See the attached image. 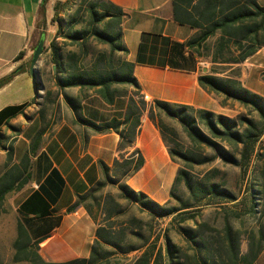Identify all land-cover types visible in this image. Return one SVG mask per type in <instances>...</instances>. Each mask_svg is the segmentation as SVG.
I'll use <instances>...</instances> for the list:
<instances>
[{
    "label": "trees",
    "instance_id": "trees-1",
    "mask_svg": "<svg viewBox=\"0 0 264 264\" xmlns=\"http://www.w3.org/2000/svg\"><path fill=\"white\" fill-rule=\"evenodd\" d=\"M172 4L174 19L195 30L186 45L197 56L209 59L214 66L241 64L264 47V4L260 0H173ZM63 11L67 17L60 19ZM124 15L122 7L111 0H65L56 3L53 17L58 22V28L50 43V61L55 67L54 78L61 90L72 87L93 89L108 103H113L117 97L127 95L119 85L134 88V92L128 95L123 118L113 117L101 123L83 118L79 113L80 99L64 93L78 121L96 132L115 131L120 137L119 156L111 165L100 161L103 178L78 195L68 208L73 211L83 206L96 225L89 256L62 261L46 260L39 251L54 235L47 231L46 225L33 228L31 219H25L17 222L14 259L29 264H256L264 232L260 231V243L250 241L247 252L242 253L240 236L232 232L229 225L231 212L236 218L245 213L225 208L224 236H207V230L213 227L206 222H198L201 210L214 206L216 200L235 201L237 197L224 187V183L215 181L221 174L219 168L210 169L202 177L195 174L194 168L213 162L216 156L244 171L253 161L261 163L256 183L261 188L255 189L258 192L254 193H264V144L261 143L264 96L245 87L239 79V72L220 77L213 69L199 75L200 85L209 92L223 94L226 99L241 103L247 108V113L233 118L187 104L160 99L148 101L134 74V62L126 58L128 49L122 43ZM59 38L62 41H58ZM90 38L108 44L110 53L93 56L88 47ZM70 46L76 49L68 48ZM117 50L124 57L116 59L114 53ZM23 55L24 52H20L16 60ZM26 71H30L27 63L1 78L0 88ZM28 105H7L0 109V142L3 137L1 128L11 126L10 120L23 113ZM145 112L159 129L172 160L180 164L171 186L170 199L165 205L143 191H136L128 183L145 166V156L136 143ZM164 117L182 124L192 143L190 149L182 150L171 145L176 143L178 132L165 123ZM44 132L45 129H41L35 134L29 151L17 161L13 146L8 147L5 170L0 174V214L6 196L21 190L31 181L32 156L37 153ZM205 147L212 148L216 156L202 158L199 152ZM150 162L147 161L143 171L146 173L143 183L158 179V174L149 170ZM152 163L155 167L156 164ZM166 172L169 174L168 168ZM62 182L58 170L53 169L45 182L21 203L19 212L22 215L47 216L50 201L54 202L59 196ZM108 186L116 187L118 193L103 192ZM182 188L187 193L181 192ZM123 200L128 204L124 205ZM131 205H138L150 220L132 215ZM255 206L252 202L248 213L257 216ZM166 218H170V223L177 221L176 230L189 243L192 249L190 255L172 242L169 224L162 223ZM187 220L194 221L195 229L182 225ZM33 232L38 237H33Z\"/></svg>",
    "mask_w": 264,
    "mask_h": 264
},
{
    "label": "crops",
    "instance_id": "crops-1",
    "mask_svg": "<svg viewBox=\"0 0 264 264\" xmlns=\"http://www.w3.org/2000/svg\"><path fill=\"white\" fill-rule=\"evenodd\" d=\"M61 1L65 0H0V79L25 64L37 31H42L39 40L44 39V46L51 42L53 36L49 35L50 29L46 34L43 27L45 23L52 27L55 5ZM111 1L122 7L125 13L122 43L128 49L126 58L135 64L134 74L147 100L160 99L187 104L233 118L248 112L241 103L226 99L223 94L209 92L200 85L199 75L206 73L204 69L207 67L203 65L202 58L186 45L195 30L174 19L173 0ZM20 52H24V55L16 60ZM237 66L242 67L239 76L242 84L264 96L246 82L250 66L264 67L263 49ZM23 73L25 72L16 75L11 82L1 87L0 92L12 86ZM53 81V87L39 86L37 100L29 97L1 104L0 109L7 105L29 104L23 113L10 120L11 126L4 125L1 128V133L3 136V129L6 127L18 131L15 144H10L16 160L29 151L35 134L45 129L39 149L32 156V179L28 183L31 189L24 195L21 194L26 185L17 191V195H21L16 206L18 220L31 219L33 228L46 225L47 231L66 243L67 259L87 257L96 225L83 206L73 211L68 208L78 199V195L88 191L103 178L100 161L111 165L119 156L120 137L115 131L96 132L78 121L75 111L65 100L64 93L78 97L81 101L80 115L97 123L113 117L123 118L129 97L119 96L113 103H108L93 89H89L88 93L79 87L61 90L55 78ZM54 92L55 95L51 96ZM46 96L51 105H45ZM227 102L235 103L239 110L230 113L225 109L227 106L223 105ZM141 126L136 143L145 156V163L148 160L154 162L159 171L166 167L170 174L171 154L147 112L142 116ZM145 167L146 165L142 168L143 171ZM53 169L58 170L63 182L57 199L50 201V213L44 217L22 215L19 212L21 203L45 182ZM56 178L54 176L55 180ZM75 214L79 216H74ZM33 237L38 235L33 232Z\"/></svg>",
    "mask_w": 264,
    "mask_h": 264
},
{
    "label": "rangeland",
    "instance_id": "rangeland-1",
    "mask_svg": "<svg viewBox=\"0 0 264 264\" xmlns=\"http://www.w3.org/2000/svg\"><path fill=\"white\" fill-rule=\"evenodd\" d=\"M260 1L264 4V0ZM69 13H72V11H69ZM65 17H67V13L63 11L60 14L59 18L64 19ZM51 25L52 27H49V25L45 23L43 30H45L46 34H48L47 30L50 29L49 35L51 37L53 36L54 38L58 28V22L52 19ZM41 33L42 31H37L35 33L34 39L31 44V53H29L26 58L25 63H27L28 70H30V61L32 59L34 51L33 48L38 43ZM58 41H62V38H59ZM212 42L213 40H211V43ZM50 43L51 42L45 43L44 51L40 56L34 70L35 75H32L30 71L21 74V76L14 82L12 86L0 92V105L4 104L5 102H9V100H24L29 97L37 100L39 86H44L46 88L54 86L53 79L55 77V67L50 61ZM88 47L92 55L95 57L102 53H110L109 45L106 43H102L95 38L89 39ZM68 48L76 49L74 46H70ZM261 49H263L264 51V47ZM114 57L118 59L120 57H124V55L121 51L117 50L114 53ZM202 62L203 65L207 67V70L209 72L215 69L218 72L216 74L220 77L232 76L235 72H239V76H241V66H214L209 61V59H206L204 57L202 58ZM250 67V74L246 82L257 88L264 94V67ZM118 87L122 91H125L127 95H130L134 92V88L129 85H119ZM83 91L88 93L89 89L86 88ZM54 95L55 92L51 94V96ZM49 102L50 99L46 96L44 98L45 105L52 104ZM223 105L227 106L225 109L227 111L229 110L230 113H235V111L239 110V107H236L235 103L233 102H227ZM164 121L167 125L175 128L178 132V137L175 139L176 143L171 145L176 146L182 150L190 149L192 143L182 124L177 120H173L167 117H164ZM17 133L18 131L12 128L6 127L5 129H3V139L2 143H0V174L5 170L8 155L7 148L10 146V144H15L17 140L15 136ZM261 143L264 144V134L261 137ZM199 153L202 158L216 156L215 151L209 147L203 148V150H201ZM149 167L150 171L158 174L157 181L143 183V179L145 178L146 173H143V170H141L133 178H131L128 183L136 191H143L148 194L150 198L158 201L162 205H165V203L170 199L171 186L177 174V171L180 168V164L172 160L170 174L166 172L165 167L160 171L157 170L152 162L149 163ZM212 168H219L221 170V174H219L215 178V181L224 183V187L232 192L237 197V200H216L217 204H215L214 206H207L201 210L200 216L197 217L198 222H206L211 227H213L214 230H207V236H224L226 221V213L224 209L227 208L229 210L235 211L236 213H245L241 217L236 218L232 216L234 214L233 212H231L232 214L231 217H229V225L232 229V232L240 236L241 252L246 253L249 247V242L256 241L257 243H260V231L264 232V213H261V211H264V193H254L258 192L255 191V189L261 188V186L256 183L257 181H259L258 177L261 173L262 164L254 163L253 161L247 171H244L239 166L224 163L220 156H216L215 160L211 163L195 166L194 171L197 176L202 177L204 173L208 172ZM165 174L166 176H164ZM24 189V193L21 195L28 193L31 188L27 184ZM180 191L183 193H187L184 188H182ZM103 192H111L116 195L118 193V189L113 186H108L104 189ZM21 195L18 196L17 191L10 192L6 196L3 211L0 214V264H29L27 261H16L14 259V241L17 235L18 221V211L16 209V206ZM253 196H255V198H253ZM122 202L124 205L128 204L126 200H123ZM252 202H255V208L258 210L257 216L248 213V209L250 208ZM130 207V213L132 215L143 218L145 221L150 220L147 213L142 212L139 209L138 205H131ZM74 216L79 215L75 214ZM162 223L164 225L169 224V234L171 236L172 242L181 246L183 252L187 255H190L192 253V249H190L189 243L187 242L185 236L178 233V231L176 230L177 221H172L170 223V218H166L162 220ZM182 225L188 229H195V223L193 220H187L186 222L182 223ZM39 252L42 257L48 261H62L67 259V245L64 242L59 241L57 235H55L53 239L48 241L40 249ZM256 264H264V242L261 243V252L259 253Z\"/></svg>",
    "mask_w": 264,
    "mask_h": 264
},
{
    "label": "water",
    "instance_id": "water-1",
    "mask_svg": "<svg viewBox=\"0 0 264 264\" xmlns=\"http://www.w3.org/2000/svg\"><path fill=\"white\" fill-rule=\"evenodd\" d=\"M44 39H40L38 44L36 45V48L33 51L32 59H31V65H30V73L32 75H35V68L39 61L40 56L42 55L44 51ZM204 72H207V68L204 69Z\"/></svg>",
    "mask_w": 264,
    "mask_h": 264
},
{
    "label": "built area",
    "instance_id": "built-area-1",
    "mask_svg": "<svg viewBox=\"0 0 264 264\" xmlns=\"http://www.w3.org/2000/svg\"><path fill=\"white\" fill-rule=\"evenodd\" d=\"M146 98V97H145ZM147 99V98H146Z\"/></svg>",
    "mask_w": 264,
    "mask_h": 264
}]
</instances>
